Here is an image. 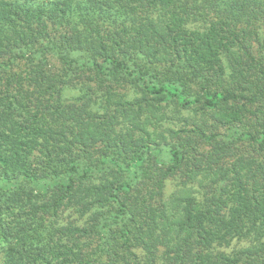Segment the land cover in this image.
Instances as JSON below:
<instances>
[{
	"label": "trees",
	"instance_id": "1",
	"mask_svg": "<svg viewBox=\"0 0 264 264\" xmlns=\"http://www.w3.org/2000/svg\"><path fill=\"white\" fill-rule=\"evenodd\" d=\"M260 14L0 0L2 264H264V85L246 67Z\"/></svg>",
	"mask_w": 264,
	"mask_h": 264
},
{
	"label": "rangeland",
	"instance_id": "2",
	"mask_svg": "<svg viewBox=\"0 0 264 264\" xmlns=\"http://www.w3.org/2000/svg\"><path fill=\"white\" fill-rule=\"evenodd\" d=\"M200 26L202 25V29L205 27L206 25V21L204 19V17L201 18H196L195 22L192 24V26ZM253 29H255V31H258L259 34L262 36L261 42L257 43V40L255 41L254 45H255V49H254V60L253 58H251L250 60L247 61V68L251 69V67H255L252 71V73L249 74V78H250V83L253 87V91H260V89H263V85H264V14H260L258 19L251 21V24ZM253 40H255V36L253 34L252 36ZM247 90V88H246ZM248 91V90H247ZM192 112V111H190ZM189 111H185L182 114H180V117L183 116H189L190 115ZM195 114H191L192 116L198 117V118H202V121H204L206 119V114L204 113V111L202 110V117H201V112H198L197 110H194ZM253 113V112H252ZM253 115V114H252ZM197 118H195L196 120ZM176 122H180L179 120ZM125 129V128H124ZM126 130V129H125ZM184 173H186V167L185 169H183ZM185 185V178L181 176V174H178L175 178H172V182L171 185H168L166 187V189H162L161 191H155L154 192V196L157 197L159 195H164L165 197L170 196L174 191H176L178 189V187L180 186H184ZM186 186H189L186 185ZM69 212V211H68ZM71 219L75 220V221H79V223H82L83 220H81L78 217L77 213H74L73 211L69 214V216ZM235 237V236H234ZM232 238V244L229 245L228 247H226V250L228 252L233 251L236 248H242L243 247V243H241V241L236 240L237 238ZM3 261V254H0V264H2ZM161 264H165L164 261L163 263L161 262Z\"/></svg>",
	"mask_w": 264,
	"mask_h": 264
}]
</instances>
